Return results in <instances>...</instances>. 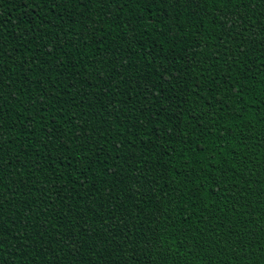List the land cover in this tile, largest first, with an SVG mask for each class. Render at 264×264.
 <instances>
[{
	"label": "trees",
	"instance_id": "16d2710c",
	"mask_svg": "<svg viewBox=\"0 0 264 264\" xmlns=\"http://www.w3.org/2000/svg\"><path fill=\"white\" fill-rule=\"evenodd\" d=\"M0 0V264H264V0Z\"/></svg>",
	"mask_w": 264,
	"mask_h": 264
},
{
	"label": "snow or ice",
	"instance_id": "6c2138e0",
	"mask_svg": "<svg viewBox=\"0 0 264 264\" xmlns=\"http://www.w3.org/2000/svg\"><path fill=\"white\" fill-rule=\"evenodd\" d=\"M241 6H243V7H247V4L244 3V0H241Z\"/></svg>",
	"mask_w": 264,
	"mask_h": 264
}]
</instances>
